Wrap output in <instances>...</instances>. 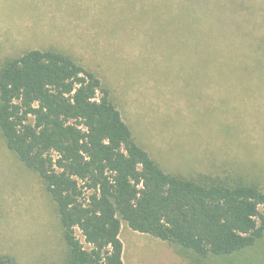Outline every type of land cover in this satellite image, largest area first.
Here are the masks:
<instances>
[{"label": "trees", "instance_id": "1", "mask_svg": "<svg viewBox=\"0 0 264 264\" xmlns=\"http://www.w3.org/2000/svg\"><path fill=\"white\" fill-rule=\"evenodd\" d=\"M199 2L206 12H188L197 29L180 25L174 13L158 14L164 27L157 32L171 40L167 56L189 67L193 34L196 56L206 54L209 70L244 71L247 88L256 66H264V17L261 23L249 7ZM171 21L174 30L166 28ZM0 136L53 207L63 245L56 264H124L122 223L170 244L187 264H238L235 258L263 236L258 180L233 165L165 171L136 142L109 87L61 51L28 50L0 64ZM0 264L17 263L2 254Z\"/></svg>", "mask_w": 264, "mask_h": 264}, {"label": "rangeland", "instance_id": "2", "mask_svg": "<svg viewBox=\"0 0 264 264\" xmlns=\"http://www.w3.org/2000/svg\"><path fill=\"white\" fill-rule=\"evenodd\" d=\"M243 1L210 0L249 7L262 23L264 0ZM189 7L199 14L208 10L199 0H0V64L28 50L53 48L71 55L109 87L136 142L162 169L222 172L233 165L264 191V66H256L246 88L244 71H210L206 54L196 56L192 34V51L184 59L189 67L182 69L176 55L166 54L165 42L171 40L158 34L164 27L158 14L174 13L180 25L197 29ZM170 23L166 28L174 30L177 23ZM119 238L124 264H187L170 244L125 223ZM62 250L53 207L39 179L0 136V255L12 256L17 264H56ZM235 261L264 264V233Z\"/></svg>", "mask_w": 264, "mask_h": 264}]
</instances>
